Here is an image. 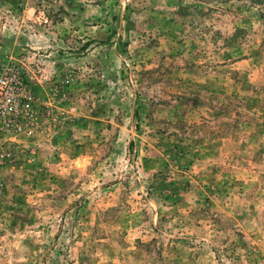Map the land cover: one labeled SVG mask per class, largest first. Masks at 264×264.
<instances>
[{
	"label": "rangeland",
	"instance_id": "rangeland-1",
	"mask_svg": "<svg viewBox=\"0 0 264 264\" xmlns=\"http://www.w3.org/2000/svg\"><path fill=\"white\" fill-rule=\"evenodd\" d=\"M0 78V264H264V0H0Z\"/></svg>",
	"mask_w": 264,
	"mask_h": 264
},
{
	"label": "built area",
	"instance_id": "built-area-1",
	"mask_svg": "<svg viewBox=\"0 0 264 264\" xmlns=\"http://www.w3.org/2000/svg\"><path fill=\"white\" fill-rule=\"evenodd\" d=\"M5 85L6 83L0 78V132L19 131L21 129V122H19L17 116L21 114L22 111L17 110L14 102L10 98L3 97Z\"/></svg>",
	"mask_w": 264,
	"mask_h": 264
}]
</instances>
